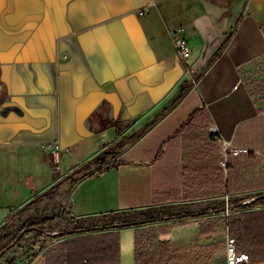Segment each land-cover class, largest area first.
Wrapping results in <instances>:
<instances>
[{"label":"crops","instance_id":"crops-1","mask_svg":"<svg viewBox=\"0 0 264 264\" xmlns=\"http://www.w3.org/2000/svg\"><path fill=\"white\" fill-rule=\"evenodd\" d=\"M195 109L209 123L191 141L182 126ZM220 138L248 151L230 155L229 193ZM121 139L125 163L78 170ZM175 193L164 203L264 193V0H0V227L41 194L70 220ZM209 213L159 233L182 255L170 264L222 262L225 221L199 232L222 216ZM138 229H117L119 264H135ZM45 238L23 264H45V248L66 237Z\"/></svg>","mask_w":264,"mask_h":264},{"label":"trees","instance_id":"trees-1","mask_svg":"<svg viewBox=\"0 0 264 264\" xmlns=\"http://www.w3.org/2000/svg\"><path fill=\"white\" fill-rule=\"evenodd\" d=\"M208 123L207 112L204 109H195L190 114L187 122L182 126V136L187 140H197L201 137L202 130ZM208 135L213 140H218L216 133L211 132ZM136 136H138V133L133 135V137ZM125 140L121 139L107 146L93 157V162L98 166V173L104 172L110 167L125 163L124 158L115 160ZM112 148L117 149L113 151ZM230 155L232 154H228L226 163L227 177L225 186H227L228 193L230 191L229 184L232 173L229 162L231 159ZM110 159L113 160L109 161ZM220 171L219 173L223 177V171ZM68 177L66 176L65 178ZM212 180L216 187H221L222 179L220 176L214 177ZM59 184L60 182L53 184L46 193L48 194L56 190ZM175 194L160 198L159 202H161V205L159 206L114 211L100 214L98 217L70 218L66 224L68 227L74 226V232L62 231L57 234L59 237L66 238L45 248V264H119V231L117 229L131 225L139 226L143 222L155 221H163L154 227L158 230L157 232L147 233L145 230H137L134 254L135 264H167L176 258H181L182 255L176 247L169 240L159 239L158 233H166L175 225L184 223L185 221L182 218L206 214L210 211L220 212L223 206L218 205L212 207L207 205L202 211L185 212L183 210L185 205L180 203L179 209L181 211L171 213L172 204H165L164 202L169 199L181 200L179 194ZM42 195H36L25 206L37 203ZM255 196V199L246 203H242L241 199L238 198L230 201L233 209L238 211L228 215L227 226L229 233L235 237L236 248L246 251L249 254L250 263L264 264V207L250 209L257 201H264V193H257ZM60 219H65L62 210L50 215H31L16 229L7 227L6 223L3 224L0 227V257L14 243L21 240L23 236L39 232L40 230L45 231L42 227L45 223L59 221ZM222 219L224 220L223 216H213L207 222L200 224L199 232L205 234L214 231L216 226L222 222ZM165 220L173 221L166 223ZM152 230L154 229L150 227L147 231ZM140 234L144 237L146 236V239L149 240L148 244L142 245L139 243ZM219 246V243L213 245L214 248ZM201 255H197V260L201 261L203 259L200 257Z\"/></svg>","mask_w":264,"mask_h":264},{"label":"rangeland","instance_id":"rangeland-1","mask_svg":"<svg viewBox=\"0 0 264 264\" xmlns=\"http://www.w3.org/2000/svg\"><path fill=\"white\" fill-rule=\"evenodd\" d=\"M113 151H115L117 148H112ZM70 162V161H69ZM60 164V163H59ZM80 167L78 170L80 171H86V172H92L95 173L98 170V166L94 164H91L90 166L86 167ZM229 198H231L229 196ZM239 198V197H238ZM234 198L229 199L230 201L233 200ZM244 199V202L247 200H250L251 198L248 197H244L242 198ZM253 199V198H252ZM42 199L40 198V200L37 203L34 204H30L28 205L26 208L21 209L20 212L15 213V215L12 216V218L9 220V222H7L6 226L7 227H13L14 229L18 228L22 222L29 216L31 215H35V214H47L50 215L52 214L54 211L58 212L61 209H58V207L56 205H52L51 201H47L46 203H42ZM222 198H218L217 202L212 203V207L214 206H218L221 205L222 203ZM181 205V204H180ZM180 205L178 204H172V209L170 210V212L172 213H178V211H181L179 209ZM206 203L205 201H196V202H192L190 203V206H187V204L185 205V207L183 208V210L185 212H198V211H202L205 207H206ZM264 207V201H260L259 203L255 204L254 206H252V208H255L256 206L259 207ZM177 207V208H176ZM251 208V207H250ZM212 213V212H211ZM209 213V214H211ZM201 216H205L204 214H200V215H196L195 217H201ZM69 221V217H66V219H60L59 221H53V222H47L45 223L42 227L45 229V231L40 230L39 232H35V233H30L26 236H23L21 240L17 241L16 243H14L1 257H0V264H23L25 260H27V258H29V255H31L33 252H30V250H33V247H31L30 245H32V243L34 241L38 242L39 240L43 241V237L47 238H57V234L59 232H69L70 233V229H75L74 226H67V222ZM161 221H155V222H143L142 224L139 225V229L141 230H145V232L147 233H155L158 230L155 229L154 227L158 225V223H160ZM153 228L154 230L152 231H147L148 229ZM192 227V226H191ZM40 228V229H43ZM220 232V230H219ZM213 235L212 236V240L211 241H218L221 239L222 235L221 233ZM41 233V234H40ZM57 233V234H56ZM143 233V232H142ZM144 235V234H143ZM159 235V233H158ZM39 239V240H38ZM139 243H141L142 245L144 244H148L149 240L146 239V236H142V234H140L139 236ZM184 246V247H183ZM182 246V250H184L185 252L189 249V243L188 244H183ZM21 248V250H20ZM19 249V250H18ZM22 251V254H21ZM190 253V252H189ZM185 254V253H184ZM188 254V253H187ZM23 262V263H22ZM123 264V263H122Z\"/></svg>","mask_w":264,"mask_h":264},{"label":"built area","instance_id":"built-area-1","mask_svg":"<svg viewBox=\"0 0 264 264\" xmlns=\"http://www.w3.org/2000/svg\"><path fill=\"white\" fill-rule=\"evenodd\" d=\"M174 46L176 54L180 60H184L189 55V45L185 37L181 35L177 36L174 39ZM220 141L222 154L220 165L222 168H226L228 154L238 155L241 152H247L246 149L231 147L230 143L225 139L220 138ZM54 156H57L55 152ZM222 206L223 207L220 211V214L224 217L225 221V235L223 247V260L220 264H251L249 254L246 251L238 250L236 248L235 237L231 235L228 231L227 219L228 215L233 211V205L232 203H230L229 197L227 195L223 198ZM221 255L222 254L220 253L217 254V256Z\"/></svg>","mask_w":264,"mask_h":264},{"label":"water","instance_id":"water-1","mask_svg":"<svg viewBox=\"0 0 264 264\" xmlns=\"http://www.w3.org/2000/svg\"><path fill=\"white\" fill-rule=\"evenodd\" d=\"M250 201H252V199H250V200H248V201H245V203L246 202H250ZM74 232V230L73 229H70V233H73Z\"/></svg>","mask_w":264,"mask_h":264}]
</instances>
